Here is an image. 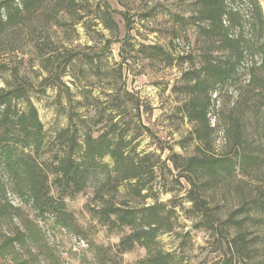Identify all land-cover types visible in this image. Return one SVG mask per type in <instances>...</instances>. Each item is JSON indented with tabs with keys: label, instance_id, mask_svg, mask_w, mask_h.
I'll use <instances>...</instances> for the list:
<instances>
[{
	"label": "trees",
	"instance_id": "1",
	"mask_svg": "<svg viewBox=\"0 0 264 264\" xmlns=\"http://www.w3.org/2000/svg\"><path fill=\"white\" fill-rule=\"evenodd\" d=\"M47 1L53 0H0V39L42 13ZM55 2L61 10L54 19L76 4V0ZM195 5L194 14L181 21L196 28L206 48L200 66L184 72L181 82L196 153L184 159L172 155L167 160L178 178L190 186L188 200L196 214V227L207 236L206 250L213 255L203 264H264V62L227 116L222 114L216 126H211L208 117L216 92L236 83L246 59L256 51L264 59L263 8L258 0H196ZM104 7L102 24L116 31L109 6ZM108 50L106 46L104 52ZM140 53L166 64H182L189 58L184 53L173 56L156 45L141 46ZM100 56L67 51L62 71L82 62L81 58ZM87 60L86 65L96 64ZM25 85L0 90V200L4 201L0 225L6 217L11 221L17 211L7 201L11 194L22 199L40 222L70 232L76 224L67 201L91 189L100 202L93 210L97 224L109 231H129L116 244V255L140 248L145 258L137 264H176V257L163 252L157 241L173 230L171 211L157 202L131 206L112 201L120 186L145 200L148 196L142 192L150 190L155 180L153 154L141 155L131 148L135 137L122 120H116L134 109L140 121L138 100L125 89H113L107 96L110 106L99 111L96 122L71 121L49 137ZM19 103L25 105L19 107ZM101 123L104 126L98 129ZM219 129L223 141L216 149L214 134ZM26 239L23 230L17 229L0 244V256L3 249H14Z\"/></svg>",
	"mask_w": 264,
	"mask_h": 264
},
{
	"label": "rangeland",
	"instance_id": "2",
	"mask_svg": "<svg viewBox=\"0 0 264 264\" xmlns=\"http://www.w3.org/2000/svg\"><path fill=\"white\" fill-rule=\"evenodd\" d=\"M55 1H47L45 13L26 19L24 25L0 39V90L26 84L29 101L49 137L71 121L84 119L90 125L96 122L99 111L110 106L107 96L111 90L129 92L138 100L140 121L134 109L116 120H122L130 128L131 137H135L131 148L135 147L141 155L153 154L155 180L150 190L142 192L148 196L145 200L120 186L112 194V201L128 202L131 206L155 202L164 205L171 211L173 230L158 237L159 248L173 254L176 264H203L210 260L213 255L206 250L207 236L196 227V214L188 200L190 186L184 178H178V171L167 160L172 155L184 159L196 153L193 125L185 117L187 98L181 82L184 72L200 66L206 48V40L196 28L181 21L194 14L196 0H76L75 7L54 19L61 10ZM258 1L264 15L263 0ZM104 4L109 6L116 31L107 30L102 24ZM154 45L173 56L184 53L189 58L182 64H166L140 53L141 46ZM106 46L109 50L104 52ZM73 50L101 56L81 58L82 62L62 71L67 61L65 53ZM249 57L239 69L236 83L216 92L208 116L211 126L221 121L222 114L227 116L246 91L253 72L261 68L264 59L258 51ZM87 59L96 64L86 65ZM103 126L101 123L97 128ZM214 139L219 149L223 141L220 129ZM0 201L1 206L4 201ZM7 201L17 211L11 221L6 217L1 223L0 244L17 229L23 230L27 239L14 249H3L0 264H137L145 258V251L140 248L122 256L115 254L116 244L129 231H109L97 224L93 210L100 202L91 189L67 201L76 224L70 232L54 228L50 222H40L29 206L14 195H8Z\"/></svg>",
	"mask_w": 264,
	"mask_h": 264
}]
</instances>
